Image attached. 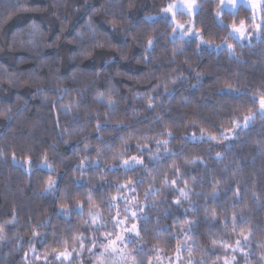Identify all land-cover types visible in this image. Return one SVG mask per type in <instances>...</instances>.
Here are the masks:
<instances>
[{
  "label": "trees",
  "instance_id": "obj_1",
  "mask_svg": "<svg viewBox=\"0 0 264 264\" xmlns=\"http://www.w3.org/2000/svg\"><path fill=\"white\" fill-rule=\"evenodd\" d=\"M173 1L0 0V264L86 251L116 230L118 211L142 229L143 264L178 247L195 264H225L241 233L249 264H264V121L222 139L259 109L264 42L230 39L218 0H199L195 28L231 54L173 41L154 18ZM250 14L223 20L250 25ZM133 156L143 168L125 171ZM127 192L137 204L125 212L116 198Z\"/></svg>",
  "mask_w": 264,
  "mask_h": 264
},
{
  "label": "snow or ice",
  "instance_id": "obj_2",
  "mask_svg": "<svg viewBox=\"0 0 264 264\" xmlns=\"http://www.w3.org/2000/svg\"><path fill=\"white\" fill-rule=\"evenodd\" d=\"M215 2V0H213ZM240 8L251 10L253 15L251 17L253 21V27L256 29V36L255 39L258 42H264V31L261 30L262 25H256L254 24L255 16L257 13L264 14V0H219V8L217 12L215 13L214 20L217 24V26L221 29H227L229 28V25L224 23V20L221 18L222 15H231L232 17L238 19L240 14ZM194 9H199V5L197 4V0H176L175 3H169L166 7L162 9V19L167 22V24L172 27L175 25V27H172L173 35L175 36L177 32H179L180 39L184 40V37L187 36L190 40H200L201 43H205L203 39L200 37V34L196 31H193L192 28L185 29L182 24H178L176 22V16L183 15L186 13L193 12ZM149 20L154 19L153 17H148ZM236 19L233 20V23L230 25L231 31L228 32V36L230 39H233L236 43L239 44L240 47H244V41L249 42V46H251V40H252V34L248 31V27H246L244 20H239V25L236 23ZM95 37V33L93 32V38ZM155 46V42L153 40L148 41V51L149 49L153 48ZM227 49L229 50L231 54L232 45L228 44L226 45ZM238 96H243V93H237ZM251 103L255 105L256 103L259 104V109L257 112L253 114H249L245 117H243V123L241 124L239 121L234 122V133L235 138L239 139V137L244 133V131L251 127L252 124L255 123L256 117L258 116L261 121H264V93H260L257 96L251 97ZM151 107V105H149ZM100 126H98L99 130ZM171 135V133H169ZM123 139V138H122ZM199 139H203L201 136ZM211 140H215L216 137H209ZM222 139H229L227 136H223ZM165 145L167 144V141L163 142ZM139 147V146H137ZM142 155V153H141ZM219 156V153H217ZM15 160V157H13ZM137 165H140L143 168L144 161L143 159H138L136 156L131 157V163L128 160L123 161L122 167L125 169V171L130 170L131 168L136 167ZM46 166V165H45ZM95 167H99L98 164L94 165ZM50 167V166H49ZM109 171H113V169H109ZM173 184H175V181H173ZM53 186V182L49 183V188ZM126 187V186H125ZM120 189L118 188L117 191ZM130 191H134L133 189H129ZM181 193H184L183 189H180ZM238 195V192H237ZM115 199V198H113ZM91 202V201H90ZM177 205H180V201H175ZM109 209L113 207V205L110 203L108 205ZM80 213L82 214V208L79 209ZM127 207L125 208V212H127ZM93 218H95V214H92ZM117 216H119V213H117ZM132 217L136 218V212H132ZM116 220V224L114 225V228L119 227L121 224H126V221L128 219L127 216H125L124 220H119L117 218H113ZM215 219V217H213ZM236 227V219L233 218V229ZM142 229L138 228L136 223H132L131 227L125 226L120 232L110 231L106 232L103 236V239H93L91 242V247L87 248V251H89L98 261V264H128V261L130 260L132 264H143L142 260L138 261L137 257H143L145 255L144 248L140 247L139 245L142 242V236H141ZM127 233V235H125ZM251 233L248 235H245L241 233V236L243 237V241L245 243L249 242ZM115 237L114 239L112 237ZM97 244H99V247L103 249L102 251L93 252V249L96 248ZM236 247L232 248L233 252L241 251L244 255L246 264H249L248 262V255L249 253H244L243 248L244 244L241 243L240 239H237ZM131 246V251H127ZM226 247H231V245H226ZM258 247L264 248V245H258ZM81 250H84V244L81 243ZM189 256L191 257V249L188 250ZM177 253H180V248H177ZM79 255V253L77 254ZM60 256H63L65 260L69 259L71 257L70 252L60 253ZM60 256L57 257V259L60 258ZM156 259H159V256H156ZM261 259L264 260V255L261 256ZM232 260L235 261V256H232ZM61 264H63V261H61ZM149 264L151 262L149 261ZM189 264H193L191 260H189ZM200 264H203V261L200 262ZM225 264H229L228 259H225Z\"/></svg>",
  "mask_w": 264,
  "mask_h": 264
},
{
  "label": "rangeland",
  "instance_id": "obj_3",
  "mask_svg": "<svg viewBox=\"0 0 264 264\" xmlns=\"http://www.w3.org/2000/svg\"><path fill=\"white\" fill-rule=\"evenodd\" d=\"M175 1H173L172 3H175ZM197 4L199 5L200 7V2L199 0H197ZM219 8V0H218V6L216 8V11L215 13L217 12ZM199 9H194L193 12L191 13H186V14H183V15H177L176 16V22L178 24H182L184 26L185 29L187 28H192L193 31H196L200 34V37L203 39V41L205 43H201L200 40H190L187 36L184 37V40H181L180 39V35H179V32H177V34L174 36L173 35V31H172V34H171V39L173 41H177V40H181V41H185V42H196L198 47L201 48V49H205V50H209L211 52H220L221 50H227L229 52V50L227 49L226 45H228V43H223L221 45H216V44H213V43H209L207 41L204 40L202 34L200 31H197L196 28H195V15L197 14ZM250 11V15L252 17L253 13L251 10ZM163 16V13L161 12L160 15L158 16H154V18H162ZM223 16L222 15V19H223ZM252 20V19H251ZM246 24V23H245ZM254 24L256 25H262V28L261 30L264 31V14L262 13H257L256 16H255V21H254ZM253 25V21L252 23L249 25V24H246V27H248V31L252 34V40H251V46H253L255 43H257L258 41L255 39V36H256V29L255 27L252 26ZM172 27H175V25H173ZM229 31H231V27H229ZM244 45H249V42L248 41H244L243 42ZM234 50V47L232 45V50L231 52ZM241 124L243 123L240 122ZM227 137H229V139H232L235 137V133H234V130L231 131V132H228L226 134ZM129 162L131 163V160H129ZM137 167H140V165H137L136 167L134 168H131L130 170L132 169H135ZM123 168V167H122ZM124 169V168H123ZM129 194L130 192H127L126 193V197H122L120 196L119 198H116V201H120L121 203L125 204V206L127 207V209L129 210V208H134L136 206L137 203H133L132 200H130L128 197H129ZM136 212V211H135ZM117 213H119V216H115V218L119 219V220H124L122 218H120V212L118 211ZM92 214H95V218H93V215ZM131 216H132V213H130ZM137 212H136V218H137ZM115 220V219H114ZM89 221H90V224L93 226V227H98L100 225H102V217L98 214V213H95V212H90L89 214ZM116 222V220H115ZM125 226L127 227H131V225L129 226L126 222V224H121L119 225V227L116 228L115 232H120ZM113 231V230H111ZM105 234V233H104ZM103 234V236H104ZM125 235H127V233H125ZM103 238V237H102ZM113 239L115 238L114 236L112 237ZM242 244L245 245V242H241ZM85 247L86 245L84 244V250L82 251L81 249L79 251H64L62 253H65V252H70L71 253V257L67 260L64 259L63 256H60V254H58L56 256V263L57 264H61V261H63V264H73V261L75 260V258L77 257L78 258V263L77 264H98V261L96 260V258L89 252V251H85ZM103 249H101L99 247V244H97L96 248L93 249V252H97V251H102ZM182 250H185V247L181 248L180 249V253L178 254H175L173 256V258L171 257H163V256H159V259H154L153 263L152 264H189V260H186L183 255H182ZM244 248H243V252H244ZM127 251H130L129 249ZM79 253V255H77ZM86 253V254H85ZM236 254H239L241 255L242 252L241 251H236V252H233L232 251V255H231V258L228 259L229 261V264H236L237 263V260H236ZM60 256L59 259H57V257ZM232 256H235V261L232 260ZM44 264L45 263H49V260L46 258L43 260ZM193 262V261H192ZM128 264H132V262L129 260L128 261ZM193 264H195L193 262Z\"/></svg>",
  "mask_w": 264,
  "mask_h": 264
}]
</instances>
